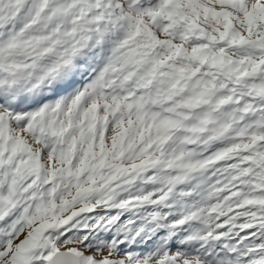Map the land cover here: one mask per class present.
<instances>
[{"label":"snow or ice","instance_id":"1","mask_svg":"<svg viewBox=\"0 0 264 264\" xmlns=\"http://www.w3.org/2000/svg\"><path fill=\"white\" fill-rule=\"evenodd\" d=\"M0 264H264V0H0Z\"/></svg>","mask_w":264,"mask_h":264}]
</instances>
